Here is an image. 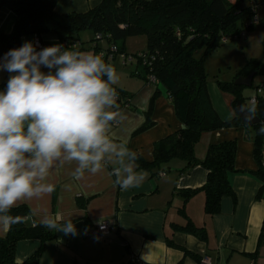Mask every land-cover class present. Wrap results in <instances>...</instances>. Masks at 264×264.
Returning <instances> with one entry per match:
<instances>
[{
    "label": "crops",
    "instance_id": "crops-1",
    "mask_svg": "<svg viewBox=\"0 0 264 264\" xmlns=\"http://www.w3.org/2000/svg\"><path fill=\"white\" fill-rule=\"evenodd\" d=\"M100 2L58 0L54 11L59 14L82 13ZM255 3L258 6L264 4V0H255ZM12 25V13L7 9L0 10V32L8 33ZM33 40L32 36L25 39ZM40 40L44 47L60 44L53 35ZM101 43L97 46L100 47ZM135 69V64L131 68H120L121 76L114 87L130 98L125 105L118 103V108L111 109L118 115L112 122L110 135L127 141L128 147L138 156L150 161L154 144L180 129L182 124L165 91L159 88V94L155 95L156 88L136 77ZM9 75L6 71L0 84L7 85ZM206 89L220 119H232L235 115L232 99L227 98L218 85H207ZM154 95L150 112L152 125L136 132L146 120ZM230 140L236 141V172L228 175L233 196H224L220 212L212 216L204 213L202 192L187 193L199 189L206 181L208 171L200 164L185 171L182 170L185 161L172 159L167 171L153 175L136 163L137 171L144 175V179L127 190L114 184L115 177L110 175L114 165L97 174L85 173L79 180L72 176L74 163L54 166L47 182L54 185L55 190L20 201L15 206L26 205L32 217L41 223L54 220L62 226L71 219L78 234L65 235L55 230V239L46 244L38 264H178L180 261L181 264H198L182 250L168 246L167 238L207 258L210 264H264V194L257 197L262 183L250 173L258 168L253 130L238 125L203 132L194 145V155L202 160L210 144ZM188 219L205 230V240L174 228L186 224ZM103 221L111 230L99 235L95 229ZM7 227L0 224V237L5 236ZM39 244L38 239L19 241L15 249L16 261L23 262Z\"/></svg>",
    "mask_w": 264,
    "mask_h": 264
},
{
    "label": "trees",
    "instance_id": "trees-1",
    "mask_svg": "<svg viewBox=\"0 0 264 264\" xmlns=\"http://www.w3.org/2000/svg\"><path fill=\"white\" fill-rule=\"evenodd\" d=\"M57 1L0 0V10L7 9L13 15L11 30L8 33L0 32V57L10 49L20 47L28 36L42 39L53 35L65 48L73 49L77 47L72 41L73 36L89 30L93 35L92 41H105L108 44L105 48L97 44L93 47L94 53L102 52L106 61L110 55L114 57L115 53L129 56L123 47L125 39L145 34L146 48L134 55L135 76L154 86L155 95L159 94V88L165 91L182 127L154 144L150 161L137 155L138 167L156 175L167 171L172 159L185 161L186 165L182 169L185 171L197 164L204 166L208 171L205 183L199 189L188 190L187 193L202 192L204 213L209 216L218 214L221 199L233 196L228 175L236 172V141L210 144L202 160L195 157L194 145L203 132L241 125L253 130L254 156L258 168L250 173L262 183L257 197L264 194V166L261 164L264 157V132L261 131L264 128V98L257 97L256 103L249 105L248 98L242 96L244 87L233 83L240 75L247 76L251 72L255 75L264 74V61L250 58L233 80L218 82L221 90L233 94L234 112L236 102L240 101L260 118V122L252 127L246 126L236 113L230 120L220 119L208 96L204 68L205 57L224 39L240 38L252 28L251 18L257 14L255 0H101L86 12L66 14L54 11ZM112 47L116 49L110 52ZM198 50H203V54L197 59L194 54ZM151 78L154 80L150 81ZM4 85L1 83L0 88ZM116 90L117 105H125L130 97ZM155 95L151 99L145 122L136 132L152 125L150 112ZM8 215L21 217L22 222L8 225L5 236L0 237V264H38L46 244L55 239V230L48 228L46 223L36 221L24 204L14 206ZM174 228L202 240L206 238L205 230L196 227L189 219L186 224L175 225ZM27 239H38L40 244L34 253L19 263L15 259L16 245ZM166 243L201 264L202 257L198 254L176 245L171 238H167Z\"/></svg>",
    "mask_w": 264,
    "mask_h": 264
},
{
    "label": "clouds",
    "instance_id": "clouds-1",
    "mask_svg": "<svg viewBox=\"0 0 264 264\" xmlns=\"http://www.w3.org/2000/svg\"><path fill=\"white\" fill-rule=\"evenodd\" d=\"M0 71L10 74L0 91V224L22 222L8 215L18 202L55 190L47 179L56 165L74 163L76 180L114 165L110 175L122 190L144 179L136 152L110 135L119 76L102 52L62 44L37 50L25 41L0 57ZM46 226L78 234L71 219Z\"/></svg>",
    "mask_w": 264,
    "mask_h": 264
},
{
    "label": "rangeland",
    "instance_id": "rangeland-1",
    "mask_svg": "<svg viewBox=\"0 0 264 264\" xmlns=\"http://www.w3.org/2000/svg\"><path fill=\"white\" fill-rule=\"evenodd\" d=\"M264 4L260 3L257 6V14L251 18L252 28L246 31L245 34L240 38H230L223 40L221 44L213 49L204 59V68L206 72L207 85H218V82H229L233 80L236 73L242 69L248 59L259 58L264 61V49H262V38H264ZM257 19V20H255ZM253 20V21H252ZM92 32L89 30L80 31L75 34L72 41L77 46L76 49L79 51L94 52V44H98L101 41H92ZM100 48L107 47V43L102 41ZM124 51L129 55V59L124 61L122 54L115 53L117 55L115 60L110 55L106 63L113 65L117 71V74L121 76L120 68H131L135 64V54L146 48V36L143 33L129 36L124 41ZM203 54V50L195 52V58H200ZM255 56V57H253ZM127 63V64H126ZM6 71H0V81H2ZM264 84V74H257L253 77L252 86L244 87L242 90V96L248 98L256 93V87ZM220 91L227 97L232 99L233 94L230 91ZM248 104V100H247ZM264 148V146H262Z\"/></svg>",
    "mask_w": 264,
    "mask_h": 264
},
{
    "label": "water",
    "instance_id": "water-1",
    "mask_svg": "<svg viewBox=\"0 0 264 264\" xmlns=\"http://www.w3.org/2000/svg\"><path fill=\"white\" fill-rule=\"evenodd\" d=\"M254 76V72L249 73L247 76L240 75L236 77L233 83L236 86L251 87ZM235 113L246 126H253L260 122V118L252 114L240 101H237L235 104Z\"/></svg>",
    "mask_w": 264,
    "mask_h": 264
},
{
    "label": "built area",
    "instance_id": "built-area-1",
    "mask_svg": "<svg viewBox=\"0 0 264 264\" xmlns=\"http://www.w3.org/2000/svg\"><path fill=\"white\" fill-rule=\"evenodd\" d=\"M226 40V39H224ZM33 43L36 45L37 50H40L42 48H44V44L40 41L39 38H34ZM115 47H112L110 49V52L115 51ZM129 58V56H125L124 54H122V59L124 61H127ZM131 59V58H129ZM154 79L151 78L150 81H153ZM257 97H262L264 98V84H261V86L256 87V93L250 97H248V104L249 105H254L257 101ZM128 100H126L127 103ZM262 166H264V157H262ZM111 230L110 225L103 221L101 223H99L95 229V233L99 234V235H104L107 234L109 231ZM202 264H210L207 260V258H202L201 260Z\"/></svg>",
    "mask_w": 264,
    "mask_h": 264
}]
</instances>
